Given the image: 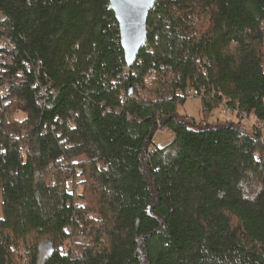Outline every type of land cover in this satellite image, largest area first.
<instances>
[{"label": "trees", "instance_id": "1", "mask_svg": "<svg viewBox=\"0 0 264 264\" xmlns=\"http://www.w3.org/2000/svg\"><path fill=\"white\" fill-rule=\"evenodd\" d=\"M109 5L0 0V264H264V0Z\"/></svg>", "mask_w": 264, "mask_h": 264}, {"label": "water", "instance_id": "2", "mask_svg": "<svg viewBox=\"0 0 264 264\" xmlns=\"http://www.w3.org/2000/svg\"><path fill=\"white\" fill-rule=\"evenodd\" d=\"M158 0H110L109 10L119 25L127 66L132 69L147 48L148 21Z\"/></svg>", "mask_w": 264, "mask_h": 264}, {"label": "rangeland", "instance_id": "3", "mask_svg": "<svg viewBox=\"0 0 264 264\" xmlns=\"http://www.w3.org/2000/svg\"><path fill=\"white\" fill-rule=\"evenodd\" d=\"M2 19H3V16L0 14V21ZM179 112L182 115L187 114V115L194 117L197 120V122H200L204 118L203 113H202L201 101L198 98L190 99L185 104L181 105ZM225 118L226 116L222 114V110L219 109L215 112V114L209 120L212 123V122H216L218 119L225 120ZM254 122L255 121L251 119H248V121H244L245 124L248 123L250 126L254 124ZM173 139H174L173 131L159 130L156 132L153 138V142L156 146L163 147L171 143ZM151 151L153 150L151 149ZM76 241L83 243V244L88 242V240H86V238L83 237L82 235H79L78 237H76Z\"/></svg>", "mask_w": 264, "mask_h": 264}, {"label": "built area", "instance_id": "4", "mask_svg": "<svg viewBox=\"0 0 264 264\" xmlns=\"http://www.w3.org/2000/svg\"><path fill=\"white\" fill-rule=\"evenodd\" d=\"M2 46H3V47H10V46H11V43H10L9 41H8V42H3ZM190 98H193V95H192V94L190 95ZM224 114L227 115L228 112H227V111H224ZM258 125H259V126H262L261 123H259Z\"/></svg>", "mask_w": 264, "mask_h": 264}]
</instances>
